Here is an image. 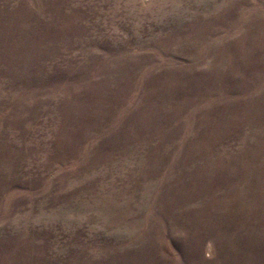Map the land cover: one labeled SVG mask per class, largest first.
Returning a JSON list of instances; mask_svg holds the SVG:
<instances>
[{"label": "rangeland", "instance_id": "374dc122", "mask_svg": "<svg viewBox=\"0 0 264 264\" xmlns=\"http://www.w3.org/2000/svg\"><path fill=\"white\" fill-rule=\"evenodd\" d=\"M0 264H264V0H0Z\"/></svg>", "mask_w": 264, "mask_h": 264}]
</instances>
